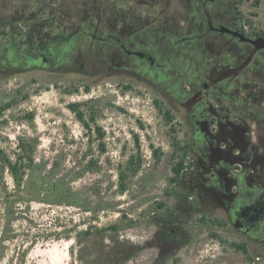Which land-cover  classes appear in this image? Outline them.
Returning a JSON list of instances; mask_svg holds the SVG:
<instances>
[{"label":"rangeland","instance_id":"1","mask_svg":"<svg viewBox=\"0 0 264 264\" xmlns=\"http://www.w3.org/2000/svg\"><path fill=\"white\" fill-rule=\"evenodd\" d=\"M1 1L7 20L14 9ZM37 1L29 11L53 8L60 25L71 11L80 20L73 0ZM236 5L239 26L264 34V0ZM80 50L38 68L5 65L0 48V148L26 166L20 188L6 177L16 204L7 216L0 203V264H264V248L223 212L188 198L182 110L88 44Z\"/></svg>","mask_w":264,"mask_h":264},{"label":"flooded vegetation","instance_id":"2","mask_svg":"<svg viewBox=\"0 0 264 264\" xmlns=\"http://www.w3.org/2000/svg\"><path fill=\"white\" fill-rule=\"evenodd\" d=\"M14 1H1L14 9L0 15L5 65L49 68L88 44L118 74L158 90L187 126L188 198L264 248V34L239 26L237 0H73L80 20L71 11L64 25L53 8L29 11L37 0Z\"/></svg>","mask_w":264,"mask_h":264},{"label":"trees","instance_id":"3","mask_svg":"<svg viewBox=\"0 0 264 264\" xmlns=\"http://www.w3.org/2000/svg\"><path fill=\"white\" fill-rule=\"evenodd\" d=\"M28 160L30 162L32 161V157H28ZM25 164L23 163V158L20 156L17 159V162H14L1 148H0V203L4 205L3 214L9 215L10 208L13 204H16V199L13 197L15 196L13 194V191L10 190L8 182H7V175L11 177L13 182L15 183V186L20 188L23 184V176H24V169ZM18 215H14L11 212L10 218L8 219V222L11 224V222L14 219H18V217L22 216V210L21 208L17 207ZM13 217V218H12Z\"/></svg>","mask_w":264,"mask_h":264},{"label":"water","instance_id":"4","mask_svg":"<svg viewBox=\"0 0 264 264\" xmlns=\"http://www.w3.org/2000/svg\"><path fill=\"white\" fill-rule=\"evenodd\" d=\"M235 35H238L241 39L245 40V41H253L252 38H249L243 34H240L238 32H234ZM260 40H263L264 41V38H261Z\"/></svg>","mask_w":264,"mask_h":264}]
</instances>
